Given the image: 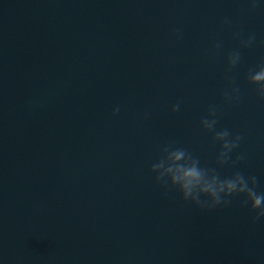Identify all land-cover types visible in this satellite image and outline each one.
<instances>
[{
	"label": "water",
	"instance_id": "95a60500",
	"mask_svg": "<svg viewBox=\"0 0 264 264\" xmlns=\"http://www.w3.org/2000/svg\"><path fill=\"white\" fill-rule=\"evenodd\" d=\"M262 61L250 0H0V264H264L243 197L200 208L151 170L182 149L264 192ZM213 107L234 167L200 126Z\"/></svg>",
	"mask_w": 264,
	"mask_h": 264
},
{
	"label": "clouds",
	"instance_id": "9594fccd",
	"mask_svg": "<svg viewBox=\"0 0 264 264\" xmlns=\"http://www.w3.org/2000/svg\"><path fill=\"white\" fill-rule=\"evenodd\" d=\"M264 6V0H250V7ZM227 23V21H224ZM176 37L180 38L179 30L175 32ZM254 37L249 36L247 40L242 41L244 47L253 43ZM240 60L239 53L229 56V66H235ZM247 80L255 85L254 89L259 98H264V61L261 66L250 69L247 73ZM239 92L238 88H233L225 93V100L231 102L236 98ZM180 105L172 106V111H178ZM119 108L113 109V115L119 112ZM210 118H202L200 126L213 133V139L220 142V151L216 155L217 163L220 165L235 164L242 160V155L232 159L233 150L236 149L242 139L241 135H233L228 129L216 130L217 119L216 109L209 110ZM166 157L159 163L152 166V171L157 172L156 181L161 183H170L177 187L181 198L184 201H190L200 208H214L218 205L227 206L232 197H243L241 203L247 206L255 213L254 219L264 217V192L257 190L258 180L256 176L245 175L240 170H236L231 175L221 178L215 174L212 169H205L199 166V160L192 158L182 149L169 151ZM167 177V181H165ZM201 197H204L201 199Z\"/></svg>",
	"mask_w": 264,
	"mask_h": 264
}]
</instances>
